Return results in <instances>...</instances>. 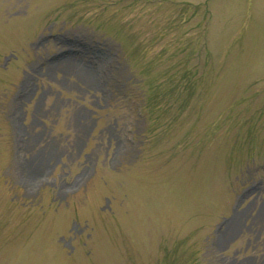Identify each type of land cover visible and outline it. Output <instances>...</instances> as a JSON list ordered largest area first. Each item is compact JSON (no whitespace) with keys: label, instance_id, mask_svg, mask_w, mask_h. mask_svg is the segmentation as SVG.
<instances>
[{"label":"rangeland","instance_id":"obj_1","mask_svg":"<svg viewBox=\"0 0 264 264\" xmlns=\"http://www.w3.org/2000/svg\"><path fill=\"white\" fill-rule=\"evenodd\" d=\"M0 264H264V0H0Z\"/></svg>","mask_w":264,"mask_h":264},{"label":"bare ground","instance_id":"obj_2","mask_svg":"<svg viewBox=\"0 0 264 264\" xmlns=\"http://www.w3.org/2000/svg\"><path fill=\"white\" fill-rule=\"evenodd\" d=\"M76 72V74H77V76H78V78L80 79V80H84V78L82 77V72L81 71H75ZM87 80V79H86Z\"/></svg>","mask_w":264,"mask_h":264}]
</instances>
